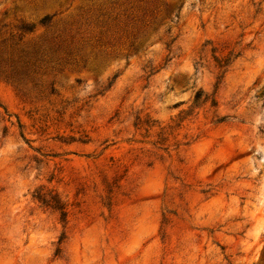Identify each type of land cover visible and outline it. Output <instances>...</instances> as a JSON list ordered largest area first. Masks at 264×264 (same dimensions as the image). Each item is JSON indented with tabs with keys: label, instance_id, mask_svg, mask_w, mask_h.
Segmentation results:
<instances>
[{
	"label": "rangeland",
	"instance_id": "obj_1",
	"mask_svg": "<svg viewBox=\"0 0 264 264\" xmlns=\"http://www.w3.org/2000/svg\"><path fill=\"white\" fill-rule=\"evenodd\" d=\"M0 264H264V0H0Z\"/></svg>",
	"mask_w": 264,
	"mask_h": 264
}]
</instances>
